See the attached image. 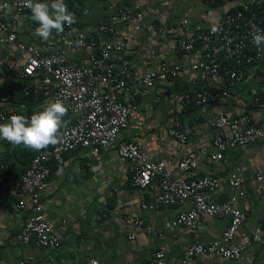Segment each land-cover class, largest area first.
Here are the masks:
<instances>
[{"label":"crops","instance_id":"obj_1","mask_svg":"<svg viewBox=\"0 0 264 264\" xmlns=\"http://www.w3.org/2000/svg\"><path fill=\"white\" fill-rule=\"evenodd\" d=\"M254 0H133L123 4L129 15L141 13L143 29L133 31L132 19L121 22L107 33L99 31L102 23H108L112 13L109 3L96 0H66L69 11L75 14L79 23L77 35L96 40L99 45L119 43L133 33L126 50L114 54L117 68L127 66L139 73L159 72L162 65L181 66L176 77L158 80L151 88L130 83V91L122 98L130 109V124L119 142L137 138L144 153L152 160L184 159L190 152L206 147L205 155L198 158V168L188 174H177L187 180L206 175L219 176L221 190L209 194L222 203L236 195L229 183L233 172H240L245 178L242 193L236 206L247 215V221L238 232L234 242L242 234L256 229L263 231L264 238V185L256 175L264 172V138L245 147L229 149L219 162L210 157L216 149L213 146L214 131L208 123L221 112L235 114L248 112L254 124L264 133V101L254 103L257 93L264 91V59L241 73L239 79L227 87L225 75L212 79L201 72L187 67L201 59L203 47H197L190 55L183 53L178 45L180 39L203 28H219L222 18L229 11L240 6H252ZM111 4L120 7L119 1ZM0 18L10 24L17 33V40L30 44L39 37L35 29L38 24L31 19L30 10L17 12L0 8ZM188 21L186 26L183 22ZM166 25L164 33L156 34L144 27ZM89 29H91L89 31ZM65 48L55 43L50 36L45 45H40L44 54L50 55ZM0 53L8 54L24 65L28 55L18 49L15 43L0 44ZM90 50H67L72 64H87ZM39 86V80H32ZM19 84L11 74L0 69V114L24 115L26 118L42 110L48 98L33 99L11 94L10 89ZM205 90L220 94V98L204 105L181 104L184 93ZM227 92L226 96H223ZM64 120L71 125L75 116L67 111ZM6 123V122H1ZM180 128L197 135L185 144L173 139L169 129ZM35 153L31 149L14 146L0 140V161L7 165L0 169V176L12 183L20 181ZM51 176L42 194L43 214L50 226V233L62 239L54 249L42 247L35 239L23 243L21 234L32 213L28 195L15 187L0 184V264H81L91 258L102 264H148L152 254L164 251L167 260L186 256V249L193 243H211L219 240L227 229L229 220L205 217L199 226L190 229L184 226L167 227L186 209L184 206L161 207L157 210H143L141 203L151 201L159 191V182L150 189L133 185L130 162L119 156L117 144L103 149L99 154L89 149H79L65 156L63 166L50 163ZM25 206L19 208V201ZM141 217L145 221L142 230L126 224V218ZM135 235V239H130ZM33 258V260H31ZM191 264H264V243H252L238 261H227L221 257L201 256Z\"/></svg>","mask_w":264,"mask_h":264},{"label":"built area","instance_id":"obj_2","mask_svg":"<svg viewBox=\"0 0 264 264\" xmlns=\"http://www.w3.org/2000/svg\"><path fill=\"white\" fill-rule=\"evenodd\" d=\"M96 1L108 2L112 13L110 21L99 26L100 32L107 33L114 26L129 19H132L133 31L143 29V15L141 13L129 15L121 7L122 3L133 0ZM113 1H119L122 5L117 7L111 4ZM212 1L227 2L228 0ZM40 2H50V0H40ZM5 5L17 12L29 10L25 6V0H0V8L8 12ZM255 5L258 8L256 10L251 8L249 12H228L223 16L219 28H203L180 39L178 47L187 55L192 54L197 47L204 49L201 59L192 63L187 69L201 72L212 79L226 75L234 82L245 69L259 64L264 58V51L258 50L254 45L253 35L257 28L264 30V3L258 1ZM78 23L76 18V23L71 28L65 25L63 33L53 31L55 43L64 44L65 48L46 55L40 49V45L47 44L49 40L44 41L39 37L30 44H24L17 40V33L11 29L10 24L0 18V44L15 43L19 50L28 55L26 63L20 65L12 56L0 53V69L13 75L21 83V91L26 97L33 99L44 97L50 101L60 99L67 111L75 116L74 122L63 130L66 133L63 143L38 151L19 182L12 183L0 176V184L15 187L31 199L32 213L21 234L23 243L29 244L35 239L42 247L50 249L62 244V239L50 233L49 223L43 214L42 194L47 189L51 176L50 163L63 166L67 153L89 149L99 154L103 149L117 144L119 156L130 162L134 186L150 189L159 182V191L155 198L141 203L143 210L154 211L161 207L184 206L188 202L192 203L190 208L183 211L167 227L184 226L195 229L205 217L229 220L228 227L219 240L206 244L193 243L187 247L184 258L171 261L167 260L164 251H156L148 264H191L201 256L238 261L252 243L263 244L261 229H256L250 234H242L237 242H234L241 227L247 221L246 213L236 206L238 195H241L242 185L245 182L240 172H233L229 176V183L236 189V195L222 203L214 201L209 195L221 190L222 181L219 176L206 175L189 180L176 176L195 171L198 168L199 156L205 155L208 151L206 147L198 152H190L177 162L155 161L144 153L137 138L119 142L120 135L130 124V109L122 100L130 91V83L135 82L141 87L151 88L158 80L176 77L183 68L179 65L173 67L162 65L159 72L146 73H139L127 66L117 68L113 55L124 52L134 34H127L119 43L99 45L96 40L86 39L73 31ZM187 24L188 21L183 22V26ZM144 29L161 34L167 30V26L155 25ZM81 38L82 42L78 44L77 41H81ZM68 49L90 50L88 63L82 65L70 63L67 58ZM32 80H39L41 84L33 85ZM226 95L227 92H224L223 96ZM220 96L205 90L187 92L182 95L181 104L204 105ZM0 98L4 100L2 95ZM262 98L264 94L257 93L254 103L258 104ZM11 115L13 114H0V121L8 122ZM208 126L214 131L213 146L216 151L210 157L216 162L223 160L229 149L245 147L264 138L263 131L254 124L248 112L241 114L221 112L216 119L208 123ZM169 135L185 144L197 135V131L193 129L187 132L175 127L169 129ZM6 166L0 161L1 170ZM256 179L264 185V172L258 173ZM18 204L19 208L25 206L22 200ZM125 222L134 225L138 230H142L145 225L141 217L126 218ZM135 238V235L130 236V239ZM93 262L102 264L96 258L81 264H93Z\"/></svg>","mask_w":264,"mask_h":264},{"label":"clouds","instance_id":"obj_3","mask_svg":"<svg viewBox=\"0 0 264 264\" xmlns=\"http://www.w3.org/2000/svg\"><path fill=\"white\" fill-rule=\"evenodd\" d=\"M25 6L31 12V19L38 24L34 34L44 41L49 40L53 31L63 33L65 25L71 28L76 23L75 14L69 11L65 0H25ZM4 7L11 11L10 6ZM81 42L82 38L77 41L78 44ZM253 43L258 50L264 51V30H254ZM66 115L67 108L60 99L46 102L42 110L34 112L30 119L24 115L13 114L8 122L0 124V140H6L14 146L22 145L33 151L59 145L63 143L66 135L63 131L68 124V121L64 120Z\"/></svg>","mask_w":264,"mask_h":264},{"label":"trees","instance_id":"obj_4","mask_svg":"<svg viewBox=\"0 0 264 264\" xmlns=\"http://www.w3.org/2000/svg\"><path fill=\"white\" fill-rule=\"evenodd\" d=\"M258 1H262L263 3H264V0H254V4H252V6H250V7H248V8H246V7H244V6H240V7H238V8H235L234 10H231V11H229V12H236V11H245V12H249L250 10H251V8L252 9H255L256 10V8H258V6H256L255 4H256V2H258ZM255 5V6H254ZM264 59V58H263ZM247 69H245L244 71H246ZM243 71V72H244ZM226 76V75H225ZM226 78L228 79V81H227V87H229V86H231V84H230V82H232L231 81V79L229 78V76H226ZM237 81V80H236ZM236 81H234V83L236 82ZM21 83L19 82V84H17V85H15V86H13L12 87V89H10V92L9 93H11V94H17V92H19L21 95H24L23 93H22V91H21V85H20ZM260 93H262V94H264V91H262V92H260ZM257 95V94H256ZM25 96V95H24ZM28 98H30V97H28ZM262 101H264V98H262L261 99V101L259 102V103H261ZM254 102V101H253ZM258 103V104H259ZM193 105H196V104H193ZM37 152L38 151H34V153H35V155L37 154ZM34 155V156H35Z\"/></svg>","mask_w":264,"mask_h":264}]
</instances>
